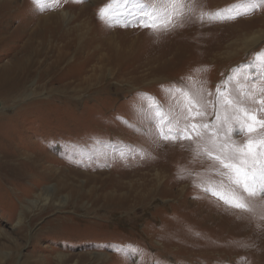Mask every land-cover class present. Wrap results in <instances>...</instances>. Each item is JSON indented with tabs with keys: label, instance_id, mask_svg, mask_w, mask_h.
Returning <instances> with one entry per match:
<instances>
[{
	"label": "rangeland",
	"instance_id": "1",
	"mask_svg": "<svg viewBox=\"0 0 264 264\" xmlns=\"http://www.w3.org/2000/svg\"><path fill=\"white\" fill-rule=\"evenodd\" d=\"M190 2L153 32L102 22L108 0H0V78L28 44L57 74L0 94V264H264V198L228 207L202 190L221 177L194 143L155 137L150 104L214 94L264 53V8L201 23L241 0Z\"/></svg>",
	"mask_w": 264,
	"mask_h": 264
},
{
	"label": "snow or ice",
	"instance_id": "2",
	"mask_svg": "<svg viewBox=\"0 0 264 264\" xmlns=\"http://www.w3.org/2000/svg\"><path fill=\"white\" fill-rule=\"evenodd\" d=\"M33 3L43 7L45 0H33ZM51 3L58 4L59 0ZM262 8L264 0H241L225 9L201 11L197 18L201 23L205 19L224 22L252 15ZM188 13H194L190 0H108L98 16L109 26L118 24L166 32L182 27L176 21ZM169 91L174 97V108L148 106L155 137L164 142L194 143L197 154L211 160L214 175L221 177L216 185L209 182L202 190L230 208L252 211L248 200L264 198V53L256 56L248 69L238 68L217 85L214 94L193 92L185 87ZM240 137L245 139L237 143ZM120 155L123 157V151Z\"/></svg>",
	"mask_w": 264,
	"mask_h": 264
},
{
	"label": "bare ground",
	"instance_id": "3",
	"mask_svg": "<svg viewBox=\"0 0 264 264\" xmlns=\"http://www.w3.org/2000/svg\"><path fill=\"white\" fill-rule=\"evenodd\" d=\"M25 37L26 35H21L20 39H23ZM2 45L3 49H0V54H2L7 48L11 51L14 47V44L8 45V43L4 42L3 39L1 40V46ZM13 54L14 56L11 59L10 64L6 66V70H8L10 74L8 72L0 78L1 95L8 94L10 96L15 97L18 94L16 97L22 96V92L25 90L26 85L32 80L33 76H35L36 73H38L40 76L39 81L45 80L48 77H50L49 83H52L56 80V72L51 68L50 65H45L40 61V56L32 52V45L28 44L25 50H14ZM13 157L14 156H12V158ZM27 161V166L23 170V172H25L24 175H22L21 179L26 178V169H29V165L39 162V159L27 158ZM15 177L18 176L16 175ZM43 178H45V176Z\"/></svg>",
	"mask_w": 264,
	"mask_h": 264
}]
</instances>
